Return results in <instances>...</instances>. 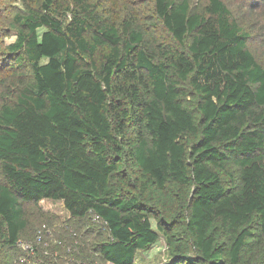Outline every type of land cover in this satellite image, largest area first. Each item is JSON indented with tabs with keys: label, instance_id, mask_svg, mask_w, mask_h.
<instances>
[{
	"label": "trees",
	"instance_id": "16d2710c",
	"mask_svg": "<svg viewBox=\"0 0 264 264\" xmlns=\"http://www.w3.org/2000/svg\"><path fill=\"white\" fill-rule=\"evenodd\" d=\"M195 1L0 0V264L46 198L107 230L69 223L80 258L162 235L163 264H264V68L226 0Z\"/></svg>",
	"mask_w": 264,
	"mask_h": 264
},
{
	"label": "rangeland",
	"instance_id": "374dc122",
	"mask_svg": "<svg viewBox=\"0 0 264 264\" xmlns=\"http://www.w3.org/2000/svg\"><path fill=\"white\" fill-rule=\"evenodd\" d=\"M192 5L196 4L195 0H191ZM232 11L233 15L238 23L244 28L249 35L247 47L254 55L255 59L264 68V0L255 1V6H251L249 1L251 0H226ZM240 5V7L238 6ZM9 7L4 4H0V47L3 48L6 44L11 43L15 38L13 35L6 37L8 32L3 29L2 19L9 12ZM4 71H1L2 74ZM25 212L29 214V226L27 232L29 236L21 237L20 241H26L35 235L34 240L38 232L44 230L46 239L44 249L47 250L46 260L51 261L53 264H109L107 262L100 261L99 258L91 261V257H78L71 253V248H66L62 243L69 234H73L74 230L69 227V223H74L79 227L78 231L87 230V227H95L96 231L100 235L95 236L97 242L107 240L108 233L104 225L96 219V217L89 215L87 218L80 221H70L69 214L63 206L61 200H53L50 198L42 199L37 204L26 203L24 205ZM50 219V220H49ZM41 223V224H40ZM40 225V229L37 227ZM152 227H155L154 221H152ZM38 228V229H37ZM95 235V233H94ZM28 237V238H27ZM92 236H89V238ZM24 238V239H22ZM93 239V238H92ZM90 238L89 240L92 241ZM30 241V240H29ZM33 241V240H32ZM61 241V244L58 242ZM58 244V245H57ZM66 249V253L63 252ZM71 255L69 257L68 255ZM23 255V254H22ZM21 256V255H20ZM17 257L14 259L13 264H17ZM169 258L168 250L162 235L159 239L150 247L144 250H138L136 253L135 261L133 264H163ZM45 259V258H44Z\"/></svg>",
	"mask_w": 264,
	"mask_h": 264
},
{
	"label": "built area",
	"instance_id": "2783aa9c",
	"mask_svg": "<svg viewBox=\"0 0 264 264\" xmlns=\"http://www.w3.org/2000/svg\"><path fill=\"white\" fill-rule=\"evenodd\" d=\"M45 244L46 242L41 232L37 233L36 239L33 241L19 240L17 246L24 254L19 256L17 264H53L51 261L46 260L47 250L44 249ZM58 244H61V241ZM84 264H88V262Z\"/></svg>",
	"mask_w": 264,
	"mask_h": 264
}]
</instances>
